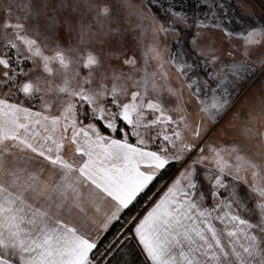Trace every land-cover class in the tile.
I'll return each mask as SVG.
<instances>
[{"label":"snow or ice","instance_id":"obj_1","mask_svg":"<svg viewBox=\"0 0 264 264\" xmlns=\"http://www.w3.org/2000/svg\"><path fill=\"white\" fill-rule=\"evenodd\" d=\"M122 7L153 33L142 63L112 47L85 56L61 47V28L78 29L81 44L120 34L83 22L85 10L109 17L107 4L27 0L17 5L24 15L15 22L11 5L0 10V264H111L130 241L145 264H264V154L255 159L234 143H209L233 107V91L264 68V22L237 19L227 0L180 7L169 0L159 14ZM184 34L191 37L186 46L166 53L164 38ZM225 57L232 58L227 70H218ZM206 89L211 103L202 98ZM53 90L63 94L55 111L45 98ZM36 98L39 110L29 103ZM192 101L203 117L189 118ZM256 119L249 112L246 123ZM221 131L229 134L230 122ZM244 132L257 136L247 126ZM259 143L264 149V139ZM173 164L176 173L101 251L125 211Z\"/></svg>","mask_w":264,"mask_h":264},{"label":"rangeland","instance_id":"obj_2","mask_svg":"<svg viewBox=\"0 0 264 264\" xmlns=\"http://www.w3.org/2000/svg\"><path fill=\"white\" fill-rule=\"evenodd\" d=\"M27 0H0V10L4 9L8 5H11L13 8L12 19L15 22L16 18H22L24 15L22 8H17V5H23ZM54 2H58V0H54ZM69 2H73V0H69ZM81 3L84 0H80ZM93 3L107 4L111 9V15L109 17H100L96 18V12L93 11H84L83 22L85 24H91L93 29H99L101 31H107L109 28L119 29L120 34H114L115 38L105 44H100L96 39L91 41H86L85 43H79V32L78 29L76 31L69 32L64 28L60 29L59 32V40L62 48H67L72 46L79 50L80 56L87 55V52L91 51L93 54H100L102 49H107L109 47L116 48L122 53V59L125 57H135L143 62V53L150 47L153 43L154 36L150 28H148L147 23L141 21L135 11L130 10L128 8L122 7L125 3H130L134 5L136 8L145 9L146 11H150L151 13L159 14L162 10L160 8V3H163L167 6L169 0H92ZM181 2L183 5L194 4L195 0H177V7L181 6ZM228 10L232 16L239 19L240 17H244L249 22H254L257 26L261 22H264V0H227ZM70 11V10H69ZM67 12L61 13V15H67ZM191 14V13H189ZM74 19H80V12H76L72 14ZM0 19H3V12L0 11ZM29 23H32L29 21ZM102 26V27H101ZM3 27L0 25V51H3ZM191 37L187 34H184L180 40H175L172 37H165L163 47L165 48V52L172 51L177 52L180 48L185 47L188 41H190ZM48 54H51L50 52ZM76 55V53H73ZM239 58L238 56L236 57ZM121 59V62H122ZM225 65H216V68L227 70V64L231 61V57H225ZM154 64V62H153ZM22 66L27 71L28 69L33 67V63L31 60L22 62ZM53 68H58V62L53 63ZM168 71L171 73L173 79H176V72L174 68L166 65ZM81 73L86 74L87 69L83 68L81 65ZM124 70H128V66H124ZM40 72H43L42 67L39 69ZM47 78L53 80L54 83H59L55 76L48 77V74H44ZM23 79V78H22ZM204 79V77H201ZM211 79V78H209ZM63 94L58 93L57 90H53L52 92L46 93V101L53 106V111H55V106L59 103L60 97ZM20 99L23 101V94H19ZM186 100L188 99V93L185 91ZM202 98H207L208 102L211 103V90L206 89ZM264 98V68H261L259 71H253L251 73L246 74V78L239 84V86L233 91L232 100L233 107L229 111L228 115L224 117V121L221 125L216 126V131L209 138V143H218L221 146L226 148H230L233 146V143L236 147L242 148L243 151L240 153L241 155L247 154L249 156L254 157L255 159H260L261 156L257 155V153L264 154V149L261 148L259 141L264 139L259 134L264 133V114L260 113V102ZM29 103L36 109L39 110L40 100L39 98L32 99ZM192 115L189 117L190 119H199L203 117V113H200L196 110L197 101H192ZM255 110V111H253ZM252 112L253 115L256 116V122L247 124V114ZM233 116L235 118L233 119ZM225 122H230V133L225 134L221 131V128L224 127ZM100 126L103 128V122H99ZM206 126L207 122H206ZM252 128L257 136L255 138L251 137L249 134L244 132L245 127ZM123 127V125H121ZM106 135L111 134L116 136L115 132L112 130H108L105 133ZM226 158L230 159V162L236 163L234 154L229 157L227 152L225 153ZM174 172L166 178V180L159 186H161L168 181V179L174 175L177 171V168ZM241 175H244L242 172ZM249 179H251L249 174ZM147 205L145 206V208ZM144 208V209H145ZM143 209V210H144ZM142 210V211H143ZM141 211V212H142Z\"/></svg>","mask_w":264,"mask_h":264},{"label":"trees","instance_id":"obj_3","mask_svg":"<svg viewBox=\"0 0 264 264\" xmlns=\"http://www.w3.org/2000/svg\"><path fill=\"white\" fill-rule=\"evenodd\" d=\"M176 166L177 165L173 164L171 167L165 169L159 178L155 180L149 188L139 196L137 201H135L133 205L125 211L120 223H117L112 227L111 232L106 234V238L100 244L101 251L103 250L104 245L107 244L108 240L111 239L112 233L116 232V230L120 227V224L124 223V220H126L129 216L137 215L143 209V207L148 203L149 197H151L153 193L159 189V186L166 180V178L174 172ZM111 264H145V256L136 246L135 241H130L123 250L116 253L111 260Z\"/></svg>","mask_w":264,"mask_h":264},{"label":"crops","instance_id":"obj_4","mask_svg":"<svg viewBox=\"0 0 264 264\" xmlns=\"http://www.w3.org/2000/svg\"><path fill=\"white\" fill-rule=\"evenodd\" d=\"M144 255V254H143Z\"/></svg>","mask_w":264,"mask_h":264}]
</instances>
